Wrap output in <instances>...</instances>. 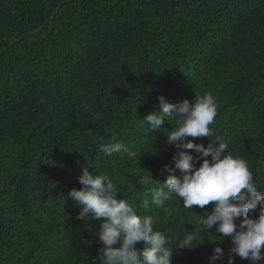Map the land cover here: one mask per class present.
<instances>
[{"label": "trees", "instance_id": "16d2710c", "mask_svg": "<svg viewBox=\"0 0 264 264\" xmlns=\"http://www.w3.org/2000/svg\"><path fill=\"white\" fill-rule=\"evenodd\" d=\"M209 93L211 135L188 139L227 142L264 193V0H0V264H100L104 218L82 220L68 196L84 169L155 214L171 264H210L215 247L225 256L214 264H228L230 238L200 232L212 203L189 210L174 196L158 208L150 196L182 173L166 144L175 119L152 131L146 116L161 111V96L176 104ZM114 142L135 156L106 153ZM183 151L197 167L211 159ZM195 229L194 248L178 247Z\"/></svg>", "mask_w": 264, "mask_h": 264}, {"label": "clouds", "instance_id": "9594fccd", "mask_svg": "<svg viewBox=\"0 0 264 264\" xmlns=\"http://www.w3.org/2000/svg\"><path fill=\"white\" fill-rule=\"evenodd\" d=\"M160 112H152L146 121L152 131H157L167 119L174 118L176 126L166 135V144L175 146L178 151L173 157L175 169L182 173L179 177L169 175L159 188L150 190L151 204L163 208L173 197L183 201V207L191 210L194 205L201 209L212 203L211 212L200 217V232L211 230L215 226V237L230 238L232 248L228 254V264H233L234 257L258 264L264 259V193L257 191V183L249 171L247 162L227 154L229 145L219 137L212 139L207 147L196 144L189 137H210L209 125L217 115V105L212 94L195 97L194 102L184 100L180 103H167L159 97ZM144 121V120H143ZM115 141V137L112 138ZM201 153L203 159L199 167L192 163L193 156L187 151ZM108 153L135 156L121 142L105 145ZM167 167V166H166ZM80 189H72L68 196L81 206L79 217L104 218L98 237L100 244V264H171L173 248L164 231L154 230L155 214L140 215L126 200L118 199L119 189L107 174L90 173L87 169L78 177ZM141 185L151 184L153 179L141 177ZM259 206L258 218H250L249 211ZM144 208L149 202L144 201ZM239 218L240 223L235 221ZM199 233L185 232L179 243L180 248L192 249ZM137 242H144L142 250L136 248ZM225 256L221 247H215L209 258L210 264Z\"/></svg>", "mask_w": 264, "mask_h": 264}]
</instances>
